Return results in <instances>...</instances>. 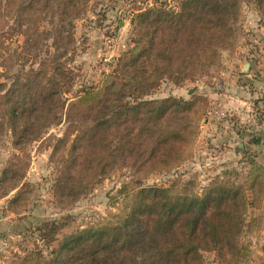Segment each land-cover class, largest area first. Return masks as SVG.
I'll return each instance as SVG.
<instances>
[{
	"label": "rangeland",
	"instance_id": "374dc122",
	"mask_svg": "<svg viewBox=\"0 0 264 264\" xmlns=\"http://www.w3.org/2000/svg\"><path fill=\"white\" fill-rule=\"evenodd\" d=\"M228 5V37L204 49L196 0H86L72 27L62 23L64 35L72 30L74 39L57 60L61 24L54 0H0V264L56 263L66 237L122 219L139 186L195 204L204 200L200 209L214 220L210 225L236 227L227 236L233 247L199 251L200 264H264V0ZM147 10L154 12L149 26L140 18ZM184 34L182 46H174ZM161 39L167 57L142 54L135 65L127 63L147 44L159 49ZM54 61L76 75L69 100L88 108L104 98L110 111L104 135L114 133V108H120L114 92L125 107L187 103L155 119L161 131L177 130L184 140L167 168L145 160L148 167L135 169L133 152L132 159L87 161L86 174L78 169L67 176L63 160L74 157L75 131L65 121L54 126ZM148 85H156L148 96H128ZM35 103L48 106L43 123L33 115L13 117L12 107ZM119 115L126 118L118 123L125 132L132 118ZM21 121L30 127L23 129ZM117 145L113 141L111 149Z\"/></svg>",
	"mask_w": 264,
	"mask_h": 264
},
{
	"label": "trees",
	"instance_id": "16d2710c",
	"mask_svg": "<svg viewBox=\"0 0 264 264\" xmlns=\"http://www.w3.org/2000/svg\"><path fill=\"white\" fill-rule=\"evenodd\" d=\"M54 3L61 24V33L58 30V37L54 40L55 59L58 60L66 57L74 39L72 30L67 29L64 35L62 23L65 20L72 27V21L85 13L86 0H54ZM196 4L200 6L202 16L199 22L204 37L202 48L205 49L210 45V40L221 44L230 31L228 23L231 16L228 0H196ZM153 14L152 10H147L140 16L146 26L155 21L149 20V16ZM160 17L162 19L164 14H160ZM158 23L163 25L161 21ZM186 36L187 34H184V37L176 39L174 46H182ZM161 44L159 49L150 50H148L150 45L147 44L143 52L135 57L130 56L127 63L135 65L139 61H137L138 57L142 58V54L150 57L151 53H155L158 58L167 57L165 54H168L169 46L164 44L163 39ZM163 51L164 54H161ZM56 61H54L53 93L54 126L65 121L68 130L75 131L71 149L74 157L70 163L63 160V163L67 164L65 170L67 176H72L78 169L86 174L84 166L87 161L100 163L101 159L104 161L114 156L117 159H132L133 152H136L135 169L143 170L148 167L142 163L145 160L167 168L171 159L169 156L179 149V145L183 144L184 140L177 130L161 131L157 124H162V121L155 119L166 109L171 112L185 109L188 107L187 103L172 102L168 99L160 105L141 101L135 106L125 103L130 105L125 107L122 106V101L118 100L123 95L119 97V93L114 92L112 100L116 98L121 109L114 108L117 110L112 117V122L115 123L114 133L112 134L111 131L104 135L103 126L106 118L110 116L108 108L104 109V98L99 96L95 105L88 108L81 106L80 102L69 100L66 96L70 95L76 75L74 71H68L62 63ZM133 72L134 70L131 73ZM115 80L112 85H115ZM155 86L148 85L147 90L145 88L136 92L132 90L128 96L132 99L148 96ZM31 105L17 111L15 107L22 104L16 102L15 107H12L13 117L17 118L15 115H18L26 118L33 115L43 123L46 119L43 114L48 110V106L45 103ZM119 109L121 111L118 112ZM122 112L132 118L128 122L131 126L126 128L125 132L120 131L118 127V123L126 119L123 115H119ZM21 123L23 129L30 127L26 121ZM184 133L188 134V131ZM113 141L118 145L112 150ZM209 198V201L216 199L213 196ZM203 205L204 200L201 199L195 204L193 200L185 197L170 198L164 190L156 187L139 186L129 198L122 219L66 237L60 246V258L54 264H200L199 251L216 246L220 249H231L232 237L227 236L233 234L236 229L233 227L231 230L220 231L213 224L210 225L214 220L204 219L200 209Z\"/></svg>",
	"mask_w": 264,
	"mask_h": 264
}]
</instances>
